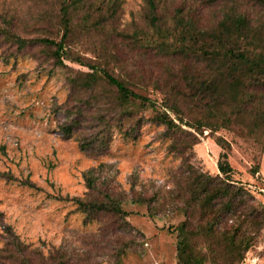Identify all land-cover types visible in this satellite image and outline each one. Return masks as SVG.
<instances>
[{
	"label": "trees",
	"instance_id": "obj_1",
	"mask_svg": "<svg viewBox=\"0 0 264 264\" xmlns=\"http://www.w3.org/2000/svg\"><path fill=\"white\" fill-rule=\"evenodd\" d=\"M35 3L39 11L34 15L0 5V48L5 60L30 53L66 70L67 99L53 108L61 115L62 137H73L80 151L95 157L106 152L114 129L135 139L150 124L161 127L158 136L166 141L167 153L179 160L169 169L171 187L163 192L143 182L136 188V180L129 191H118L103 163L83 172L84 196L66 198L84 222H99V246L114 242L113 250L98 252L117 259L134 250L135 236L143 237L123 208L128 200L145 206L149 216L165 209L182 214L170 229L173 264L246 260L264 226V206H254L247 186L234 177L230 141L216 133L224 130L257 142L249 171L258 174L264 148V0H142L129 21L122 20V0ZM149 85L160 100L141 93ZM204 130L220 147L214 173L191 159ZM22 183L36 187L29 179ZM0 227V264L78 260L71 261L63 246L43 254L23 242L1 211Z\"/></svg>",
	"mask_w": 264,
	"mask_h": 264
},
{
	"label": "rangeland",
	"instance_id": "obj_2",
	"mask_svg": "<svg viewBox=\"0 0 264 264\" xmlns=\"http://www.w3.org/2000/svg\"><path fill=\"white\" fill-rule=\"evenodd\" d=\"M36 1L0 0V5L34 15L39 11ZM141 2L122 0V20L135 16ZM82 53L92 56L84 49ZM64 62L72 69L86 70L76 63ZM66 75L65 69L30 53L5 60L0 48V211L4 223L11 225L23 242L43 254L52 247L63 246L72 254L71 261L78 257L75 264H173L175 238L170 229L183 218L179 211L165 209L149 216L145 206L124 200L123 208L130 211L129 222L143 237L135 236L134 250L123 251L115 259L111 254H102L113 250L114 242L108 240L105 248L99 246L103 238L99 222H84L83 213L66 198L84 196L83 172L100 163L105 164V175L118 191H129L131 182L136 180V188L143 182L145 188L154 185L163 192L171 187L169 169L179 162L167 153L166 141L159 138L161 127L150 124H145L135 139L124 138L114 129L106 152L95 157L80 151L73 137L64 139L58 128L61 115L53 108L67 99ZM141 93L156 100L161 98L151 85ZM207 133L204 130L198 136L199 141L191 148V159L201 170L214 173L220 147ZM216 134L230 141L229 160L236 171L234 177L247 186L254 206H264V148L258 174H251L257 142L224 130ZM24 179L36 187L26 186ZM100 249L102 253L98 252ZM247 257H256L257 264H264V226Z\"/></svg>",
	"mask_w": 264,
	"mask_h": 264
},
{
	"label": "built area",
	"instance_id": "obj_3",
	"mask_svg": "<svg viewBox=\"0 0 264 264\" xmlns=\"http://www.w3.org/2000/svg\"><path fill=\"white\" fill-rule=\"evenodd\" d=\"M234 264H257V258L256 257H249L243 262L240 263H234Z\"/></svg>",
	"mask_w": 264,
	"mask_h": 264
}]
</instances>
